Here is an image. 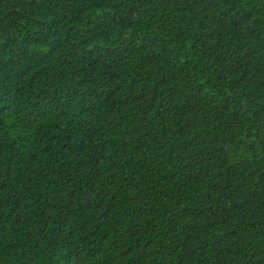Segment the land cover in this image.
<instances>
[{
	"label": "trees",
	"instance_id": "1",
	"mask_svg": "<svg viewBox=\"0 0 264 264\" xmlns=\"http://www.w3.org/2000/svg\"><path fill=\"white\" fill-rule=\"evenodd\" d=\"M0 264H264V0H0Z\"/></svg>",
	"mask_w": 264,
	"mask_h": 264
}]
</instances>
